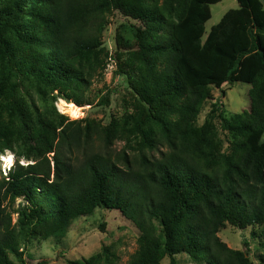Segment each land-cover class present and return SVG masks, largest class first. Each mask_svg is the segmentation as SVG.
I'll return each mask as SVG.
<instances>
[{
    "label": "trees",
    "instance_id": "16d2710c",
    "mask_svg": "<svg viewBox=\"0 0 264 264\" xmlns=\"http://www.w3.org/2000/svg\"><path fill=\"white\" fill-rule=\"evenodd\" d=\"M222 1L0 0V154L22 148L18 157L32 161L0 182V264H26L22 245L61 242L97 209H116L139 230L130 264H179L181 254L264 264V0H237L206 35ZM113 12L140 23L133 45L116 37L125 53L113 78L124 77L132 96L122 117L67 121L20 95L28 83L44 98L92 105ZM237 82L250 85V111L227 118L216 101L200 125L213 90ZM115 92L107 87L99 105ZM119 141L125 147L112 152ZM18 198L26 203L14 211ZM227 225L252 229L254 259L247 240L239 250L220 239ZM105 252L69 264H114Z\"/></svg>",
    "mask_w": 264,
    "mask_h": 264
},
{
    "label": "rangeland",
    "instance_id": "374dc122",
    "mask_svg": "<svg viewBox=\"0 0 264 264\" xmlns=\"http://www.w3.org/2000/svg\"><path fill=\"white\" fill-rule=\"evenodd\" d=\"M235 8H238L237 0H223L219 4L213 5L211 7L212 19L206 24V35L209 33L211 27L217 24L227 11ZM108 19L109 25L103 39L105 47L110 54V61L103 80L96 81L91 87V91L88 92L89 98L93 103L92 105L80 107L75 103H68L61 97L55 100L44 98L28 83L22 86L20 95L25 97L31 105H36L39 111L50 112L54 107L58 115L66 117L67 121L87 118L108 125L113 118L122 117L125 114L124 112L132 105V96L127 91L128 86L124 77L117 76L113 78L118 68L121 54L122 52L125 53L124 50L122 51L118 47L116 37L120 35L123 39V44L133 45L134 34L140 23L123 16L119 12H113L108 16ZM107 87H115L116 92L111 96L110 106H100L99 101ZM223 90L225 91L224 95L218 89L213 90L214 100L206 103L199 116L200 125L208 118L211 106L216 101L219 105L223 106L224 115L227 118L235 114H243L250 111V85L237 82L232 86L225 85ZM54 95L56 96L57 92ZM219 133L225 144L224 149H226L229 146L228 139L220 126ZM124 143L122 141L116 142L111 151L114 153L120 152L125 147ZM93 146L101 149L102 143L96 138ZM20 151L23 152V149L16 148L15 151H6L0 154V182L17 167V164L27 166L29 163H32V161H28L24 157L19 158L18 154ZM161 152H166V149L161 148L160 151L154 154L158 157ZM10 159L12 161L9 162ZM25 203L26 201L23 198L16 199L15 204H13L14 211L22 205L24 206ZM17 218L18 214L14 213V223H17ZM102 225L105 226L104 230L102 229ZM251 233V228L242 231L237 227L227 225L221 230L219 237L230 248L239 250L245 249L243 241L247 240L254 259L258 246L252 240ZM138 237L139 230L122 213L116 209H97L93 215L75 220L61 242L56 241L52 236L45 240L43 238L32 240L22 245V248L25 249L24 259L26 264H69L70 261L89 259L94 255L105 257L106 248L110 250L111 254L109 257L113 260L114 264H130L131 258L138 248ZM177 260L179 264H196L186 254L177 255ZM161 264H169V258H165Z\"/></svg>",
    "mask_w": 264,
    "mask_h": 264
},
{
    "label": "bare ground",
    "instance_id": "6f19581e",
    "mask_svg": "<svg viewBox=\"0 0 264 264\" xmlns=\"http://www.w3.org/2000/svg\"><path fill=\"white\" fill-rule=\"evenodd\" d=\"M75 111H78V110H75ZM4 156H6V155H4ZM7 156H8V155H7ZM10 161H12V160L10 159L9 162H10ZM5 166H6V165H5Z\"/></svg>",
    "mask_w": 264,
    "mask_h": 264
}]
</instances>
